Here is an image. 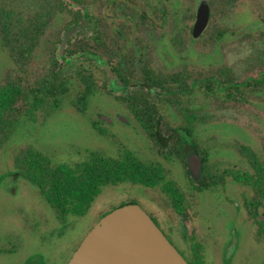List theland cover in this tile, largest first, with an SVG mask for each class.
<instances>
[{
  "label": "rangeland",
  "instance_id": "obj_1",
  "mask_svg": "<svg viewBox=\"0 0 264 264\" xmlns=\"http://www.w3.org/2000/svg\"><path fill=\"white\" fill-rule=\"evenodd\" d=\"M9 1L22 13L24 9L28 13L36 11V0ZM199 1L171 0L170 23L163 28L147 31L148 45L137 48V69L134 76L129 78L135 82L149 80L140 74L138 67L141 69V65L150 68L153 74L162 76L182 70L183 66L200 73V78H190L188 89L184 91L179 90L176 84L168 85L170 91L156 87L155 92L179 101L157 103L162 134L168 135L175 127L190 125V121L180 114V107L185 106L187 111L196 114L187 139L207 160H218L226 166L243 168L250 158L238 150L237 144L241 143L256 153L257 163H264V65H258L257 60L252 58L257 45L264 47V0H238L232 11L220 13L211 21L209 19L204 31L194 38L191 26ZM64 25L63 18L55 20L30 62L20 71L0 37V85L6 82L8 73L13 76L18 73L20 84L26 90L30 86L46 84L51 76V58L61 65L59 75L66 80V90L57 94V103H43L34 111V118L25 113V105L16 103L21 109L18 125L0 147V264H38L42 260L48 264H67L99 218L127 202H136L148 214L156 216L162 226L172 227L176 239H173V243L181 242L179 238L186 228V232H189L188 227L185 230L182 227L181 216L172 206L169 196L158 186L147 187L127 181L105 185L86 214H67L62 220L33 182L21 174L16 175L15 156L28 147L43 151L53 163L81 162L94 151L117 156L127 149L141 161L160 163L167 179H172L181 189L185 190L186 187L185 160L172 154L169 149L159 151L141 127L138 117H142V113L133 111L122 100L142 90L126 88L118 80L108 81L99 62L98 67L87 59L86 53H78L74 43L87 31L72 35L74 41L68 48L73 54L67 55L70 60L58 56V44L52 41L53 31L61 30ZM217 30L222 31V35L219 36ZM131 47L133 50L134 45ZM145 53H148L147 57H144ZM229 67L239 74L237 80L220 83V79L215 77V92H208L211 95L198 88L200 83L207 81L204 76ZM88 71L93 73L95 85L83 100L84 84L80 79L87 76ZM220 84L227 85V88L220 89ZM187 91L191 94L184 95ZM155 92L153 95L147 93L149 100L154 101L160 96ZM183 129L179 131L185 134ZM230 187L229 195L240 201L239 192L244 190L243 185L235 182ZM185 192L192 208L198 207L194 223L196 233L206 244L219 240L220 245H224L228 238L226 232L220 228L216 232L210 229V220L216 214L228 212L227 208H222V199L216 187L210 185L199 192L186 188ZM250 195L256 196L254 191ZM189 211L190 221L194 214L190 208ZM240 211L242 214L244 209ZM189 221L186 219L185 223L189 225ZM258 243L264 245V239L254 242L250 238L248 244L256 248H240L236 261L261 264L264 257L256 246Z\"/></svg>",
  "mask_w": 264,
  "mask_h": 264
},
{
  "label": "trees",
  "instance_id": "obj_2",
  "mask_svg": "<svg viewBox=\"0 0 264 264\" xmlns=\"http://www.w3.org/2000/svg\"><path fill=\"white\" fill-rule=\"evenodd\" d=\"M208 2L211 21L220 13L232 11L238 0H208ZM51 21L48 11L40 13L36 10L25 16L19 8L0 3V37L19 71L25 68L32 59L35 50L39 47L43 33H45ZM217 33L219 36L222 35L220 30H217ZM252 58L257 60L256 63L258 65L263 66L264 47L262 48L260 44L257 45ZM51 63H54L52 58ZM15 74L13 76L8 73L5 78L6 82L0 85V147L7 142L9 136L18 125L21 109L16 106L17 102L25 105V113L29 117L34 118L36 109L49 101L56 104V100H58L57 94L66 90V87H64L65 78L57 75L53 68L49 70L51 76L46 84L41 83L38 87L30 86L28 90L21 86L19 74ZM200 76V73L191 70L188 66H183L182 70L166 76L153 73L146 75V78L150 80L146 85H154L170 91L168 85L176 84L179 90L184 91L188 89V81L191 77L200 78ZM238 76L239 74L229 67L218 73L215 72L204 76L207 81L200 83L198 88L203 93L211 95L209 93L215 92L213 85L215 77H218L221 83V81L231 82L237 80ZM80 82L84 84L82 94V99L84 100L92 92L91 90L95 85L93 73L88 71L87 76L82 77ZM102 87H105V85H102ZM224 88L226 89L227 85L221 86L220 84V89ZM147 93L143 92V90L140 93L133 92L128 97H123L122 100L131 106L133 111L142 113L140 114L142 117H138L141 127L157 145L158 150L169 149L172 154L179 156L183 160H185L187 151L190 149L198 151L196 146L187 139V136L191 133V123L195 120L196 114L187 111L185 106L180 107V114L190 121V125L175 127L167 136H164L160 129L157 103L159 101L172 102L175 97H165L156 93L160 96L152 101L149 100ZM190 94L191 92L189 91L184 92V95ZM228 94L227 92V96ZM30 95L31 100H29ZM53 101H56V103ZM173 102L179 101L174 100ZM137 103L145 104L146 107L142 110ZM94 126L95 128L97 127L96 124ZM178 128H184L185 134L179 131ZM171 140L174 141L173 147L169 145ZM237 148L240 153L250 158V164L253 169L250 178H245L241 172H236V179L241 181L244 179L246 181L250 180L252 189L260 190V183L264 176V163H257V155L252 152L248 145L240 143L237 144ZM14 163L17 168L16 175L21 174L33 182L38 187L42 197L53 208L57 217L62 220L67 214H86L103 186L125 181L147 187L158 186L169 196L172 206L183 219H189L191 215L190 211L185 208V202H183L185 197L183 190L172 179L166 178L165 169L160 163L141 161L132 151L127 149L122 150L117 156H109L101 151H94L88 155L87 159L81 162L53 163V160L43 151L28 147L15 156ZM208 186L210 184L203 185V187ZM199 189L201 188L199 187ZM259 192L255 193V195L258 196ZM38 264L48 263L42 260Z\"/></svg>",
  "mask_w": 264,
  "mask_h": 264
},
{
  "label": "flooded vegetation",
  "instance_id": "obj_3",
  "mask_svg": "<svg viewBox=\"0 0 264 264\" xmlns=\"http://www.w3.org/2000/svg\"><path fill=\"white\" fill-rule=\"evenodd\" d=\"M69 1L72 4H70ZM0 3L18 8L9 0H0ZM170 7L171 0H36V10L40 13L48 11L52 19L45 33H43V36L50 30L56 19L63 18L65 21V25L61 27V30L57 29L53 31L54 39L52 41L58 44V48L63 41L66 30L74 25L80 24L84 18V11H86L87 21L85 26L75 32L87 31L84 37L76 40L74 43L75 46H77L78 53H86L88 60L95 62L98 67L100 64V69L103 71L108 81L113 82L118 80L121 85L126 88L136 87L138 90L147 91L151 95L156 91V86L146 85L150 80L135 82L134 80H130L129 77H133L134 70L137 69L135 66V64H138L136 62L139 54L136 51L137 48L139 46L147 47L148 45L147 42L149 38L147 40L146 38L149 32L147 31L151 28H163L170 23ZM70 8L72 10H70ZM23 11V14L26 16L28 13L27 10L24 9ZM72 35L73 34L66 38L62 47V54L67 60H70L67 55L73 54L68 48L74 41ZM132 45H134L133 50L131 47ZM143 55L147 57L148 53ZM97 59H99V61H97ZM57 64L58 63H55V61L51 63L50 69L53 68V71L59 75L62 69L61 65ZM141 66V69L138 67L141 75L144 74L146 76L152 73L150 68L148 70L151 72L146 70L143 65ZM107 69L112 73L113 78H111ZM145 107V104L141 105L142 110ZM102 118L107 119L105 117ZM173 142L174 141L171 140L169 144L172 147ZM196 152L201 160L202 170L200 175L194 179L188 171L185 157L187 176L185 190L186 188H191L199 192L204 188V184H210L216 187V191L220 194V198L222 199V208H227L228 212L216 214L215 217L218 218L214 217V219L210 220L212 221L210 229L214 232L223 229L228 237L224 241L225 244L220 245L219 240H216L214 243L211 242L212 244H206L201 235L196 233L194 223L196 216H198V207L193 205V209L191 202L190 204L188 203V197L186 198L184 188L182 189L185 195L183 198L185 208L188 210L190 208L194 217L190 221L187 219L191 222L189 225L185 223L186 219L181 217L182 220L180 219V222L184 230L186 227L189 228V232H186V228L184 234L179 238L181 242L177 240V244L173 243V239H176L173 236L172 227L162 226L160 220L156 218V216L152 214L148 215L188 264H241L236 261L240 248H256L248 244L250 238L254 242L264 239V219L261 218L264 217V176L260 183L261 188L258 190L260 191L258 193L259 197L251 196L250 194L253 191L255 193L258 191L252 189L250 180L246 181L244 179L241 181L236 179V172H241L245 178L251 177L253 166L250 164V160H248L243 168L236 165L226 166L221 162L219 163L218 160L211 162L207 160L204 155L199 154L197 150ZM235 182L243 185L244 188L243 191L239 192L240 201L232 198L228 192L229 188H231L230 184L233 185ZM199 187L201 189H199ZM217 202L219 201L217 200ZM242 208L244 212L241 214L240 210ZM232 210H234V212H232ZM236 211L241 215L238 213L236 214ZM256 246L261 249L264 257V245L258 243ZM218 248H222V250ZM261 264H264V258Z\"/></svg>",
  "mask_w": 264,
  "mask_h": 264
},
{
  "label": "water",
  "instance_id": "obj_4",
  "mask_svg": "<svg viewBox=\"0 0 264 264\" xmlns=\"http://www.w3.org/2000/svg\"><path fill=\"white\" fill-rule=\"evenodd\" d=\"M209 19V2L200 0L191 30L192 37L196 38L204 31ZM86 21L87 13L84 11L83 21L66 30L58 48L60 58H65L62 47L66 38L83 28ZM109 74L113 78L110 71ZM186 162L190 175L194 179L197 178L202 170V164L194 149L187 151ZM261 218L264 219V217ZM67 264L188 263L148 213L136 202H127L99 218L84 236Z\"/></svg>",
  "mask_w": 264,
  "mask_h": 264
}]
</instances>
